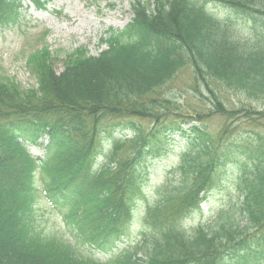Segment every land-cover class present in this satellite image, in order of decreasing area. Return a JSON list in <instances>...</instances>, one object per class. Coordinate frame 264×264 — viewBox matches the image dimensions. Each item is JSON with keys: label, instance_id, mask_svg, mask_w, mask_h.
<instances>
[{"label": "trees", "instance_id": "1", "mask_svg": "<svg viewBox=\"0 0 264 264\" xmlns=\"http://www.w3.org/2000/svg\"><path fill=\"white\" fill-rule=\"evenodd\" d=\"M42 1L0 0V26L16 24L24 3ZM207 1L227 12L215 15ZM130 14L123 28L100 35L104 49L75 50L60 72L47 49L34 51L36 89L0 77V264H218L236 249L251 256L248 243L264 242L256 239L264 229V156L234 174L237 201L208 227L186 229L181 221L206 200L219 156L212 160L213 141L200 124L161 123L180 108L164 88L185 67L214 113L230 111L213 82L264 94V26L255 23L264 0H133ZM236 15L247 21L236 23ZM162 23L175 27L158 30ZM23 99L26 106L15 108ZM174 131L189 133L188 147L148 191V169ZM44 138L42 159L24 146ZM49 216L69 235L41 228ZM138 225L144 230L134 242L113 252ZM101 246L104 260L87 249Z\"/></svg>", "mask_w": 264, "mask_h": 264}, {"label": "rangeland", "instance_id": "2", "mask_svg": "<svg viewBox=\"0 0 264 264\" xmlns=\"http://www.w3.org/2000/svg\"><path fill=\"white\" fill-rule=\"evenodd\" d=\"M132 1L44 0L38 2L37 7L28 2L24 3V9L16 24L0 26V77L20 83L22 87L32 86L36 89L34 67L30 63V55L34 51L47 49L55 62L54 68L57 72L63 69L64 58L79 48H84L89 55H95L105 48L104 45H98L100 35L109 29H121L130 21ZM255 5H258L253 6L255 9L262 6L260 3ZM208 7L217 16L227 12L224 6L212 1H209ZM234 19L238 24L247 21L240 15H236ZM256 21L257 26H264V15ZM252 25L250 19L248 27ZM187 69L188 67L182 68L164 88L166 95L174 94L180 108L172 113L174 117L162 120L161 123L166 126L181 123L183 129L200 124L204 127L206 136L213 141L209 153L212 160L219 156V162L213 160L216 166L208 172L211 182L206 201L201 206L203 212L196 213L198 210H191L181 221L186 227L196 224L208 227L207 224L215 220L222 207L227 208L237 201L239 192L234 188L237 176L234 174L243 164L246 165L250 157L254 159L264 156V94L249 95L235 86L229 88L223 82H213L211 86L230 111L225 115L214 113L205 98H199V95L193 92L194 80ZM198 90L202 91V88ZM133 122H138L142 128L149 126L147 120L133 119ZM155 140L158 142L160 137ZM185 143L186 138L175 131L162 143L164 154L148 169V191L160 185L161 177L170 170L175 161L176 150ZM39 222L43 229H58L62 234L66 232L56 216H49L43 222L40 219ZM135 233L136 231L133 232L132 238ZM259 234L256 239L264 238V229ZM252 241L248 244L253 246L255 254L247 256L246 249H236L232 253L222 255L223 258L218 264H264V242L251 245ZM123 246L124 244H116V248Z\"/></svg>", "mask_w": 264, "mask_h": 264}, {"label": "bare ground", "instance_id": "3", "mask_svg": "<svg viewBox=\"0 0 264 264\" xmlns=\"http://www.w3.org/2000/svg\"><path fill=\"white\" fill-rule=\"evenodd\" d=\"M215 1H218V0H215ZM207 2L209 4V1H207ZM214 3H216V2H214ZM190 5L192 6V4H190ZM220 16H222V15H220ZM178 22L180 23L179 20H178ZM169 27H175L174 23H162V24L158 25L156 28L158 30H160V29L163 30V29H166V28H169ZM180 42H182V40ZM27 103H28L27 99L26 100L23 99L22 101H18V103L16 104L15 108L23 109V107L26 106ZM202 116H204V115L202 114ZM184 134H183V136L186 138V145H185V149H186L188 147V144H189V142H188L189 133L187 132V133H184Z\"/></svg>", "mask_w": 264, "mask_h": 264}]
</instances>
